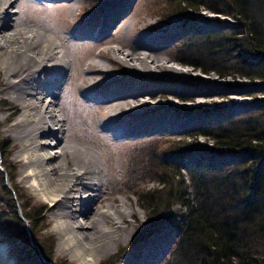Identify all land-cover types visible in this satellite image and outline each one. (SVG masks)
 <instances>
[{
  "label": "rangeland",
  "instance_id": "rangeland-1",
  "mask_svg": "<svg viewBox=\"0 0 264 264\" xmlns=\"http://www.w3.org/2000/svg\"><path fill=\"white\" fill-rule=\"evenodd\" d=\"M116 1L118 0H75L73 3L76 8L73 9L72 3L67 0H23L20 9L15 7L10 10L14 13L13 19L19 21V27L29 26L37 29L63 46L61 48L66 53L73 76L79 74L83 77V71L93 59L108 63L111 68V74H102L99 78L101 69L98 66L92 67V72L96 73L93 83L90 79L85 82H82L81 78L69 80L70 85L68 84L66 89L69 93L73 88L75 98L63 95L67 113L64 115L62 112V117L68 116V125L71 124V128L82 136L81 140H76L75 136L69 138L87 146L95 153L99 166L104 170L101 177L106 190L112 192L118 207L123 199L132 210L131 215L125 216L128 236L122 237L108 253L89 264H112L109 263L112 257L116 260L114 264H124L131 254L139 250L140 245L158 239L163 241L164 246L161 251L158 250L160 255L157 259L150 264H165L180 230L167 224L164 230L149 236L151 238L145 237L149 238L145 241L139 239L140 231L149 223V218L143 202L138 199L137 191L161 186L158 177L143 176L142 172H136L138 164L142 162L140 151L155 145L162 154L163 148L168 146V139H181L187 132L198 130L200 125L229 118L248 117L251 113L261 114L264 110V107L260 106L261 103L264 106V79L246 77L236 70L220 77L217 73L205 74L191 66V70H179L170 64L176 63L174 59L178 46L191 30L199 29L205 33L226 28L224 21L236 23L233 18L213 14L205 8L194 13L188 21L174 18L164 22L161 10L165 6V0H135L131 11L134 17L129 32L124 29L113 32L110 24V35L100 39L105 12L114 5L113 15L120 13L125 9L124 3L128 0L119 3L120 6L115 5ZM105 25L107 27V23ZM86 31H90L92 35H83ZM110 39L112 41L109 42ZM125 41L128 44H125ZM144 41L154 46H162L159 54L166 58L163 61L165 64L153 66L152 69L131 71L127 64L116 61L109 50L111 46L122 44L130 48ZM238 53L249 60L254 59L260 63L263 60L261 56L253 55L243 47ZM115 76L127 82L129 91L124 93L145 91L133 98L140 104L138 108L113 111L121 117L129 114V118H124L121 123L128 125L129 130L109 136L97 125L98 120H114L113 115L106 110L103 97L98 94L96 98L85 97L82 91L85 88L90 90L98 83L115 80ZM0 80H5L1 73ZM43 80L51 83L48 79ZM1 87L0 82V140L4 141L5 146V150L0 152V167L3 169L4 165L8 166L6 185L9 192L0 185V242L7 246V254L12 264H79L70 252L61 250V235L54 230V208H51L53 203L42 198L23 180L22 160L16 156L18 145L9 131V127L23 112V107ZM105 90L104 88L103 91ZM126 99L132 98L127 96ZM100 109L102 111L99 112ZM153 121L159 126L154 127ZM47 140L52 141L53 137L49 136ZM198 140L211 149L215 147L213 140L207 137L202 136ZM216 151L220 154L218 156H232L225 161L227 168L234 166L233 163L238 162L242 154V150L227 147L218 148ZM198 153L195 155L201 157L203 164H208V161L215 162L211 158L216 156H212L211 152ZM167 155L171 156L170 161L177 165L180 158L177 159L171 152ZM183 173L186 174L187 170L184 169ZM40 207L41 217L36 225H32L26 215L31 214L33 210L38 211ZM40 227L44 228L38 231ZM37 237L44 240L49 259L44 258L42 251L37 249Z\"/></svg>",
  "mask_w": 264,
  "mask_h": 264
},
{
  "label": "trees",
  "instance_id": "trees-1",
  "mask_svg": "<svg viewBox=\"0 0 264 264\" xmlns=\"http://www.w3.org/2000/svg\"><path fill=\"white\" fill-rule=\"evenodd\" d=\"M202 8L236 23L227 22L226 28L205 33L191 30L178 46L174 61L205 74L225 77L236 70L246 77L264 79V0H165L162 19L185 22ZM242 47L261 56V63L238 53ZM202 136L213 140L215 147L200 143ZM167 142L162 154L155 145L140 151L142 162L136 172L158 177L161 186L137 191L149 218L138 238L144 241L167 224L179 228L165 264H264V110L258 115L205 123L183 138ZM221 147L242 150L231 168L225 166V157L217 161L222 158L216 151ZM3 150L0 140V152ZM168 152L180 158L177 165ZM198 152H211L215 162L203 164L195 155ZM6 173L8 166L0 167V185L9 192ZM26 216L36 225L41 207ZM37 238V249L49 259L44 240ZM109 261L116 262L113 257Z\"/></svg>",
  "mask_w": 264,
  "mask_h": 264
},
{
  "label": "bare ground",
  "instance_id": "bare-ground-1",
  "mask_svg": "<svg viewBox=\"0 0 264 264\" xmlns=\"http://www.w3.org/2000/svg\"><path fill=\"white\" fill-rule=\"evenodd\" d=\"M22 1L0 0V73L5 79L0 80L1 89L23 107V112L9 127V131L18 145L16 156L22 160L23 180L42 198L53 203L54 230L61 235L62 252H70L79 264H89L108 253L122 237L128 236L125 216L131 215L132 210L123 199L119 208L112 192L106 190L101 177L104 170L99 166L95 153L69 138L75 136L76 140H81L82 136L71 128V124L68 125V116L62 117V112L64 115L67 113L63 95L75 98L74 89L69 93L66 89L69 80L81 78L85 82L90 79L93 83L96 73L92 72V67L98 66L101 69L99 78L102 74H111V68L108 63L93 59L83 71V77L79 74L73 76L62 45L37 29L19 27V21L13 19L14 13L10 9H20ZM67 1L72 3L71 8H76L73 3L75 0ZM122 1H116L115 5ZM134 2L126 1L125 9L116 15H113L114 5L105 12L100 39L110 35V24L113 32L117 33L121 29L129 32L134 17L131 12ZM83 35L92 34L86 31ZM116 39L120 41L119 37ZM125 44L128 43L125 41ZM161 49V45L154 46L148 41L130 48L122 44L109 48L116 61L127 64L131 71L152 69L153 66L165 64L163 61L166 58L159 54ZM170 64L179 70H191L178 63ZM126 84L115 76V80L101 82L90 90L85 88L82 91L85 97L96 98L97 94L103 97L106 110L113 115L114 120H98L97 125L109 136L129 130L128 125L121 124L124 118H129V114L121 117L113 111L138 108L140 104L133 98L145 91L124 93L129 91ZM104 88L108 93L103 91ZM127 96L132 99H126ZM152 124L154 127L159 126L154 121ZM49 136L53 137L52 141L47 140ZM152 241L140 245L139 250L131 254L124 264H150L156 260L160 255L158 250H162L164 243L160 239ZM7 253V246L0 242V264H12Z\"/></svg>",
  "mask_w": 264,
  "mask_h": 264
},
{
  "label": "built area",
  "instance_id": "built-area-1",
  "mask_svg": "<svg viewBox=\"0 0 264 264\" xmlns=\"http://www.w3.org/2000/svg\"><path fill=\"white\" fill-rule=\"evenodd\" d=\"M223 16V15H222ZM223 17H225V16H223ZM225 18H227V17H225Z\"/></svg>",
  "mask_w": 264,
  "mask_h": 264
}]
</instances>
